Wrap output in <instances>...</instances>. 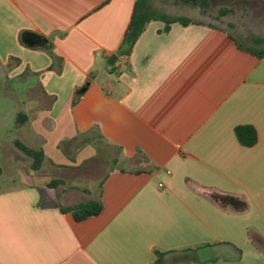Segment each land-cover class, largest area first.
Wrapping results in <instances>:
<instances>
[{
	"label": "crops",
	"instance_id": "crops-1",
	"mask_svg": "<svg viewBox=\"0 0 264 264\" xmlns=\"http://www.w3.org/2000/svg\"><path fill=\"white\" fill-rule=\"evenodd\" d=\"M135 3L0 0V74L50 174L0 190V264H264V56L245 49L264 21L152 19L122 54Z\"/></svg>",
	"mask_w": 264,
	"mask_h": 264
},
{
	"label": "rangeland",
	"instance_id": "rangeland-1",
	"mask_svg": "<svg viewBox=\"0 0 264 264\" xmlns=\"http://www.w3.org/2000/svg\"><path fill=\"white\" fill-rule=\"evenodd\" d=\"M148 1L156 14L185 16L194 21L211 22L228 29H231L230 22L234 24L248 22L262 26L264 21V0H210L207 9L181 0ZM223 8L231 11L222 15ZM253 28L256 32L257 29ZM241 29L242 27L234 32L239 33ZM13 91L15 89L12 80L7 77L2 78L0 74V169L2 171L0 190L21 184L24 179L33 184L47 182L50 179V174L45 169L33 170V159L14 143L16 140H22L31 146L29 141L21 136V130L16 125L17 116L24 109L14 97Z\"/></svg>",
	"mask_w": 264,
	"mask_h": 264
},
{
	"label": "trees",
	"instance_id": "trees-1",
	"mask_svg": "<svg viewBox=\"0 0 264 264\" xmlns=\"http://www.w3.org/2000/svg\"><path fill=\"white\" fill-rule=\"evenodd\" d=\"M185 3H192L195 6H200L207 9L210 5V0H181ZM222 13L231 11L230 9H222ZM152 19H160L166 22V29L173 22H180L184 25L195 22L189 17L185 16H173L165 13H154L150 7L148 0H136L134 12L128 26V30L125 33L123 42L120 46V53L128 54L133 47L137 38L141 35L145 29L146 24ZM240 46H242L240 44ZM247 51L254 53L258 58L264 56V48L255 50L251 48H245ZM26 116L24 114H18L16 125L21 126L25 122ZM236 136L239 142L245 146H253L258 140V134L256 129L251 125H241L235 128ZM15 145L26 155L33 159V170H39L44 160V152L42 149L30 147L20 140H16ZM0 169V174H1ZM63 183L61 179H52L48 186L55 188ZM211 197L214 201L219 203L222 207L232 206L237 211H244L247 208V203L238 197L224 195L219 193H212ZM103 205L100 197L91 199L86 202L79 203L73 206L61 207L62 212H71L76 220H84L86 218L98 215L102 211ZM158 256H161V252L157 251Z\"/></svg>",
	"mask_w": 264,
	"mask_h": 264
},
{
	"label": "water",
	"instance_id": "water-1",
	"mask_svg": "<svg viewBox=\"0 0 264 264\" xmlns=\"http://www.w3.org/2000/svg\"><path fill=\"white\" fill-rule=\"evenodd\" d=\"M117 55H114L112 58H111V60L109 61V63H114L115 62V60L117 59Z\"/></svg>",
	"mask_w": 264,
	"mask_h": 264
}]
</instances>
